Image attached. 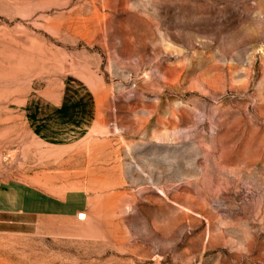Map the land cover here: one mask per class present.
I'll list each match as a JSON object with an SVG mask.
<instances>
[{
  "label": "rangeland",
  "instance_id": "1",
  "mask_svg": "<svg viewBox=\"0 0 264 264\" xmlns=\"http://www.w3.org/2000/svg\"><path fill=\"white\" fill-rule=\"evenodd\" d=\"M2 184L0 264H264V0H0Z\"/></svg>",
  "mask_w": 264,
  "mask_h": 264
},
{
  "label": "crops",
  "instance_id": "2",
  "mask_svg": "<svg viewBox=\"0 0 264 264\" xmlns=\"http://www.w3.org/2000/svg\"><path fill=\"white\" fill-rule=\"evenodd\" d=\"M56 206L59 208L60 204L45 200L38 193L22 185H0V214L29 215L31 212L43 213L47 208L54 212Z\"/></svg>",
  "mask_w": 264,
  "mask_h": 264
},
{
  "label": "built area",
  "instance_id": "3",
  "mask_svg": "<svg viewBox=\"0 0 264 264\" xmlns=\"http://www.w3.org/2000/svg\"><path fill=\"white\" fill-rule=\"evenodd\" d=\"M77 221L86 222L88 220V214L86 212H80L76 216Z\"/></svg>",
  "mask_w": 264,
  "mask_h": 264
}]
</instances>
